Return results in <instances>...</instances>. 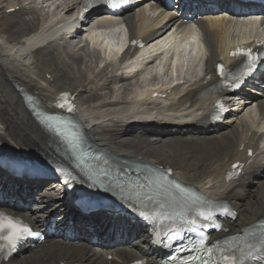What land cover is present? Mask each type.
Masks as SVG:
<instances>
[{"label":"bare ground","instance_id":"obj_1","mask_svg":"<svg viewBox=\"0 0 264 264\" xmlns=\"http://www.w3.org/2000/svg\"><path fill=\"white\" fill-rule=\"evenodd\" d=\"M2 2L0 154L18 152L39 161L36 150L48 151V137L33 114L38 106L34 102L27 103L26 99L35 97L40 106L46 108L59 92L72 90L78 92V121L104 151L117 156H141L149 162L170 165L177 180L191 187H204L215 197H225L239 212L237 220L230 225L234 231L264 216V153L247 168L245 178L236 182L224 181L228 166L246 157V150H241V146L255 144L264 134L262 99L249 96L244 104L249 108L251 103L258 102L261 118H253L251 114H231L217 129L212 128L206 123L205 114L215 96L210 93L200 100L194 98L217 82L214 75L210 79L197 76L185 86H177L173 97L181 94L180 98L174 99L169 106H159L158 100L149 94L146 85L150 83L145 76H142L145 80L129 85L125 76L129 75V71L124 65V58L129 53L124 54V46L128 42L127 27L122 31L119 21L116 26L119 31L83 30L81 35L84 34L87 42L82 48H77L68 37L69 23L59 21L52 25L54 19L45 22L39 2ZM17 5L20 7L18 10L7 12ZM74 10L75 7H72L66 15ZM148 14L146 9H141L135 14L127 12L123 19L129 23L128 29L137 27L135 32L133 30L134 34L150 35L152 40L158 38L165 28L167 31L171 29V25L163 24L165 15ZM200 25L205 31L208 52L205 75H208L219 57L226 55L234 29L230 20L202 21ZM253 25L256 33L264 32V21L250 17L239 24L236 35L248 38L251 33L247 32ZM116 32L118 36L114 37L112 34ZM119 37L124 38L122 46H118ZM183 39L169 43L180 46ZM163 47L161 43L158 49ZM143 54L145 52L140 53ZM132 82L136 83V80ZM198 111H202V115L197 116ZM154 113L157 117L152 118L150 115ZM176 115H192L195 118L186 122ZM24 182L27 187L19 188L15 193L23 201L26 200L23 197L25 190H40L47 180L27 179ZM55 182L50 181L53 189L56 188ZM16 185L21 186L22 183ZM25 213L37 222L52 216L64 223L73 219L72 210L66 203L55 201V196L47 202H33ZM85 228L74 229V236L84 235ZM128 229L139 233L137 227L128 226ZM124 244L126 248L123 250L109 251V247L110 250L114 247L103 249L72 245L62 238H54L4 264H48L59 259L78 264H126L146 253L147 242L143 234ZM109 255L113 256L110 260Z\"/></svg>","mask_w":264,"mask_h":264},{"label":"snow or ice","instance_id":"obj_2","mask_svg":"<svg viewBox=\"0 0 264 264\" xmlns=\"http://www.w3.org/2000/svg\"><path fill=\"white\" fill-rule=\"evenodd\" d=\"M125 2L126 0H107V3L111 8H116L119 4ZM91 6L92 0H85V11H87ZM133 43L136 42L133 41ZM257 43L264 45V41H258ZM230 55L233 57L243 56L245 58L238 73H226L223 65H218L217 70L225 80H232L237 83H242L243 78L251 75L252 72L255 71L257 64L260 61H264V50L254 52L252 47H237L233 52L230 53ZM56 107L64 109L69 113L75 111V106L72 104L69 95L66 93L59 97ZM225 110L226 109L224 108L223 104L218 102L216 105V110L210 115V118H218V113ZM38 115H41L42 122L46 123V126L50 130L55 131L57 135L67 139V141L73 144V146L79 142V134L72 130L71 119L65 120L59 115H49L43 113H38ZM249 155H251V152H249ZM237 167L242 166L233 165V168ZM168 172L170 174V170H168ZM235 175H239V173H235ZM232 177L233 173H229L228 178L232 179ZM153 184H155L156 188L162 189L169 195L172 194L171 189H175L176 192L181 194L186 191V189L183 188L178 182L168 181L166 176L161 175L158 181H151L148 185L142 184L140 186L142 189L147 187L149 191L146 193H136V203L142 202L139 199L141 195H143L144 199L148 201H152L154 199V196L150 194ZM121 191L123 192V189H121ZM127 199L130 203H132V197H127ZM133 207H135V203H133ZM225 212H227L226 208ZM200 215L203 216L204 214L200 213ZM139 216L143 217L144 219H149L146 212L142 210L139 211ZM204 219L206 221L210 220L211 216H204ZM213 226L216 228L221 227L219 224H214ZM36 234L37 233L33 231L32 227L22 219L7 215L4 212H0V256L7 258L8 254L14 252L23 240ZM155 235L156 239L153 242L160 243V233L156 232ZM165 235H167V233ZM252 235L256 237L255 243L249 241H244L241 243L240 236L237 234L229 237L228 240L223 242V246H221L220 241L209 245L208 237L201 233L198 243L193 244L192 248L189 250L204 252L207 254V256L192 255L187 258L183 264H190V262H195V264H245V262L248 260L259 261L261 264H264V224L261 225V231L259 234L252 233ZM177 238L183 239L179 232H173L169 237V239ZM182 247L183 245H181V248ZM214 251L218 255L214 256ZM137 264H141V262L137 261Z\"/></svg>","mask_w":264,"mask_h":264},{"label":"rangeland","instance_id":"obj_3","mask_svg":"<svg viewBox=\"0 0 264 264\" xmlns=\"http://www.w3.org/2000/svg\"><path fill=\"white\" fill-rule=\"evenodd\" d=\"M250 30H254V28L252 27ZM39 184V183H38Z\"/></svg>","mask_w":264,"mask_h":264}]
</instances>
